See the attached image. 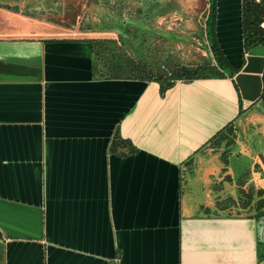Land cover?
<instances>
[{
  "label": "crops",
  "instance_id": "obj_1",
  "mask_svg": "<svg viewBox=\"0 0 264 264\" xmlns=\"http://www.w3.org/2000/svg\"><path fill=\"white\" fill-rule=\"evenodd\" d=\"M212 5L235 73L160 96L153 81L92 76V38L50 37L0 4V264H264V48L243 51L240 0ZM230 125L232 142L215 143Z\"/></svg>",
  "mask_w": 264,
  "mask_h": 264
},
{
  "label": "trees",
  "instance_id": "obj_2",
  "mask_svg": "<svg viewBox=\"0 0 264 264\" xmlns=\"http://www.w3.org/2000/svg\"><path fill=\"white\" fill-rule=\"evenodd\" d=\"M113 1L112 9H110V5H107L109 2L101 0L104 6L102 5V18L99 23L102 24L101 31L117 32V39H91L87 41L90 46V74L92 76L112 80L153 81L158 85L159 95L163 96L164 92L177 81L189 82L197 79L230 78L235 73V70L223 58L213 38L212 26L210 27L212 37L208 34L207 25L210 23L212 25L213 20V5L209 0L206 1L207 12L203 20L205 25L202 33L210 61L194 67L177 63L169 64L166 61L165 67L163 65L159 66L157 58H161L162 48L153 54L145 51V42L147 41L145 35L152 32L150 23L156 16L162 14L165 8L163 4H160V10L157 14V0ZM126 2H129L130 6L136 5L134 9L137 12V18L124 19L122 14L120 15ZM118 5L121 6V8H117L121 9V11H117L119 15L114 14ZM262 22H264V6L262 2L240 0L239 29L243 51H248L256 46L264 48V28L259 26ZM159 55L160 57H157ZM225 69L229 73H225ZM232 132V126H226L214 135V142L217 143L219 139L223 138L227 139V141L222 142V144L228 145V143L232 142ZM255 208L258 210L255 218L263 216L264 210H260L264 208V200L258 199Z\"/></svg>",
  "mask_w": 264,
  "mask_h": 264
},
{
  "label": "rangeland",
  "instance_id": "obj_3",
  "mask_svg": "<svg viewBox=\"0 0 264 264\" xmlns=\"http://www.w3.org/2000/svg\"><path fill=\"white\" fill-rule=\"evenodd\" d=\"M107 1L109 2L107 5H110L109 8L112 9L114 1ZM206 1L157 0V14L160 10V4H163L165 8L162 14L156 16L150 23L152 32L145 35L147 40L145 51L153 54L162 48L161 58H157L159 66H166V63L169 62V64L177 63L194 67L210 61L205 40L203 42V38H201L202 21L207 7ZM209 1L212 3V0ZM0 4L15 5L21 11L28 10L30 14L39 16L40 21L50 25L48 32L50 37L117 39V32L101 31L102 24L99 23L102 18L103 2L101 0H0ZM134 6L136 5L130 6V3L126 2L120 15L122 14L124 19L137 18ZM117 8H121V6L116 7L114 14L119 15L117 11H121V9ZM105 10L110 11L109 9ZM204 25L203 21V27ZM211 26V23L207 25L210 37H212L210 34ZM224 72L229 73L226 69ZM263 106L264 102L257 105L253 115V119L260 122L257 126L258 129L256 128L258 130L257 135H255L256 139H254L256 148L264 144V115L260 114ZM246 129L245 124L238 128L241 139L239 142L241 143L245 141ZM254 133L255 131L252 135ZM257 195L263 199L264 188L258 187Z\"/></svg>",
  "mask_w": 264,
  "mask_h": 264
},
{
  "label": "water",
  "instance_id": "obj_4",
  "mask_svg": "<svg viewBox=\"0 0 264 264\" xmlns=\"http://www.w3.org/2000/svg\"><path fill=\"white\" fill-rule=\"evenodd\" d=\"M264 6V0H260ZM261 99L264 100V89L261 94ZM256 223V234H257V243L264 245V215L258 217L255 220Z\"/></svg>",
  "mask_w": 264,
  "mask_h": 264
},
{
  "label": "flooded vegetation",
  "instance_id": "obj_5",
  "mask_svg": "<svg viewBox=\"0 0 264 264\" xmlns=\"http://www.w3.org/2000/svg\"><path fill=\"white\" fill-rule=\"evenodd\" d=\"M263 89H264V72H263V75H262V91H263ZM262 91H261V94H262ZM261 94H260V97L258 99V102H260L259 105L262 104V102H264V100L261 99ZM258 112H259V110H258ZM260 112H259L260 114H263L264 115V106L262 107V109L260 110ZM255 135H257V134H255ZM254 139H256V137H254ZM257 197H258V195H257ZM238 207H240V208L242 207L243 208V206H239V205H238Z\"/></svg>",
  "mask_w": 264,
  "mask_h": 264
},
{
  "label": "built area",
  "instance_id": "obj_6",
  "mask_svg": "<svg viewBox=\"0 0 264 264\" xmlns=\"http://www.w3.org/2000/svg\"><path fill=\"white\" fill-rule=\"evenodd\" d=\"M253 1L258 3L260 0H253ZM259 26H260V28H264V22H262Z\"/></svg>",
  "mask_w": 264,
  "mask_h": 264
}]
</instances>
